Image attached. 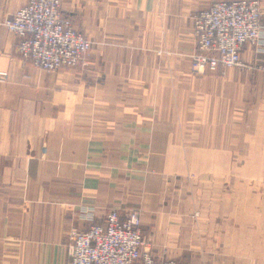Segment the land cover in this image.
Returning a JSON list of instances; mask_svg holds the SVG:
<instances>
[{
	"label": "crops",
	"instance_id": "1",
	"mask_svg": "<svg viewBox=\"0 0 264 264\" xmlns=\"http://www.w3.org/2000/svg\"><path fill=\"white\" fill-rule=\"evenodd\" d=\"M215 1L62 0L76 30L94 42L113 37L122 49L56 73L23 62L0 25V72L8 75L0 81V264H68L65 231L89 228L84 207L101 225L113 209H139L156 255L191 252L180 188L191 163L222 170L240 132L249 141L248 126H264V53L247 46L241 55L245 64L261 58L262 69L192 73V16ZM27 2L0 0V20ZM213 247L205 242V257Z\"/></svg>",
	"mask_w": 264,
	"mask_h": 264
},
{
	"label": "built area",
	"instance_id": "2",
	"mask_svg": "<svg viewBox=\"0 0 264 264\" xmlns=\"http://www.w3.org/2000/svg\"><path fill=\"white\" fill-rule=\"evenodd\" d=\"M18 39L23 62L49 73L75 70L86 65L92 43L64 17L62 0H28L2 23ZM194 74L246 69L241 55L246 46L264 50V9L259 0L214 2L193 16ZM8 77L0 73V81ZM88 229H70L65 235L68 264H179L156 257L143 235L141 211L111 210L105 224H96L93 209H81Z\"/></svg>",
	"mask_w": 264,
	"mask_h": 264
},
{
	"label": "rangeland",
	"instance_id": "3",
	"mask_svg": "<svg viewBox=\"0 0 264 264\" xmlns=\"http://www.w3.org/2000/svg\"><path fill=\"white\" fill-rule=\"evenodd\" d=\"M218 1L233 2L228 0H216L215 2ZM259 1L262 4V1ZM6 21L8 20H0V25L3 26L2 23ZM15 38L17 39V37ZM104 40L102 38H97V42L90 40L92 48L85 58L86 65L81 68L88 69L89 57L93 53L122 49V45L113 37ZM253 49L258 55L264 53V50L261 51V47L255 46ZM259 59L260 64H245L243 62L247 66L244 70L262 69V61L261 58ZM232 69H229L224 76L220 75V77L225 78ZM213 73L216 72H207L198 76L208 77L214 75ZM194 75L197 76V74ZM195 103H197L196 100ZM189 114L192 115L190 116L192 118L193 112H189ZM244 116L257 118L256 114H247V112ZM198 126V124L193 125L195 129H198ZM241 127L240 125V130ZM248 128L250 129V132L247 130L250 137L249 141H247L246 135L240 132L239 142L237 147H234L233 154L223 155L222 170L207 173L200 171L196 160V164L191 163L192 169L184 177L185 183L180 184L182 193H184L182 198H184L185 211L190 212V219L186 225L191 228L192 235L188 241L191 252H186L179 259H173L179 264H191L190 255H193L192 264L200 263L199 259L213 261L212 264L216 262L240 264L242 260L246 259L253 260V264H264V126L250 124ZM191 144L198 149L200 141L197 139L192 140ZM235 150H237V154H234ZM237 214L238 218H234ZM205 229L210 230L209 235L204 234ZM69 230L65 231V235ZM205 242L208 245H219L217 251L214 247L208 248L211 251L208 252L206 257L204 256ZM146 243L149 244L152 253L156 257H160L156 255L154 245L148 240H146ZM247 246L249 247L248 251L246 250ZM188 256H190V259H187ZM161 258H168V255L164 252Z\"/></svg>",
	"mask_w": 264,
	"mask_h": 264
}]
</instances>
